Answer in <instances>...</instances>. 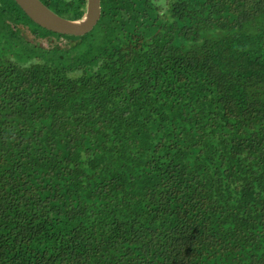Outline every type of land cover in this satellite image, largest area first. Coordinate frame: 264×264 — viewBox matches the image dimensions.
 <instances>
[{
    "label": "trees",
    "instance_id": "obj_1",
    "mask_svg": "<svg viewBox=\"0 0 264 264\" xmlns=\"http://www.w3.org/2000/svg\"><path fill=\"white\" fill-rule=\"evenodd\" d=\"M106 14L82 59L86 33L0 0V25L71 57L1 36L0 264H264V0H100L94 26Z\"/></svg>",
    "mask_w": 264,
    "mask_h": 264
},
{
    "label": "rangeland",
    "instance_id": "obj_2",
    "mask_svg": "<svg viewBox=\"0 0 264 264\" xmlns=\"http://www.w3.org/2000/svg\"><path fill=\"white\" fill-rule=\"evenodd\" d=\"M108 19V14L102 16V19H100L98 25L96 24L97 27L95 25L93 29L90 30V32L86 33L87 36L85 37V39L80 42L79 50L82 51V55L80 56L82 59H85L86 57H90L92 55L91 50H94L96 48V44L99 41V35L104 33V23L107 22ZM15 27L17 29L11 30L0 25V39L2 36V38H5L9 41V43H11L10 46L8 45V48H1L6 49L10 53L14 54L17 53L16 51H23V53H26L27 55L34 56L41 54L42 56H44L45 60H49L54 56V59L58 57L61 62H67L70 60V53L67 50L68 41L66 39L61 37L57 38V36H53V34L51 33L49 35L46 34L45 37L37 38L30 34L28 28L25 25L17 24ZM38 33H40V35L43 34L41 31H38ZM19 36H23L25 40ZM38 41L40 45H34V43ZM55 48H57V51L53 50Z\"/></svg>",
    "mask_w": 264,
    "mask_h": 264
},
{
    "label": "water",
    "instance_id": "obj_3",
    "mask_svg": "<svg viewBox=\"0 0 264 264\" xmlns=\"http://www.w3.org/2000/svg\"><path fill=\"white\" fill-rule=\"evenodd\" d=\"M34 24L50 32L80 36L92 29L100 16V0H85L82 15L68 19L50 10L40 0H13Z\"/></svg>",
    "mask_w": 264,
    "mask_h": 264
}]
</instances>
